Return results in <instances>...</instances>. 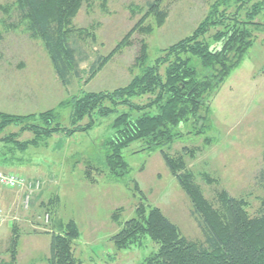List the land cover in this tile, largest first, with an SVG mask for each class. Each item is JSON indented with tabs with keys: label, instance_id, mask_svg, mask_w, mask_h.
Segmentation results:
<instances>
[{
	"label": "rangeland",
	"instance_id": "obj_1",
	"mask_svg": "<svg viewBox=\"0 0 264 264\" xmlns=\"http://www.w3.org/2000/svg\"><path fill=\"white\" fill-rule=\"evenodd\" d=\"M213 1L90 0L74 19L78 50L86 60L80 63V78H74L68 87L60 83L42 43L31 39L23 27L10 28L16 16L10 17L0 9V112L27 115L53 110L57 122L70 126L71 108L67 102L81 92L126 86L139 74L145 49L153 62L162 49L197 28ZM13 2L0 0V7ZM153 2L160 6L163 18L147 14V5ZM213 34L214 30L209 35ZM255 35L256 42L244 61L209 98L197 124L188 128L194 132L204 128L203 134H186L172 148L173 155L183 154L186 149L188 168L213 179L211 185L200 183L208 200L216 203L218 193L224 190L232 197L246 199L252 214L264 198L258 180L264 167V33L256 31ZM109 56L105 66L91 77V66ZM115 118L112 115L98 120L94 128L72 137L55 134L38 147L9 152L12 160L10 165L2 166L4 170L38 180L41 185L28 205L24 190L0 187L2 197L17 201L13 210L8 205L3 213L0 259L9 260L13 233L20 235L17 264L20 249L24 259L20 264H36L50 257L54 224L74 221L81 232L74 243L75 254L82 264H141L150 248L116 252L111 240L121 223L133 218L141 203L160 208L186 238L204 240L192 217L191 201L159 151H141L142 145L134 143L123 151L128 175L110 177L104 144L113 133ZM19 128L10 126L0 131V139L17 133ZM33 138L25 131L18 140ZM12 146L0 142V151Z\"/></svg>",
	"mask_w": 264,
	"mask_h": 264
},
{
	"label": "trees",
	"instance_id": "obj_2",
	"mask_svg": "<svg viewBox=\"0 0 264 264\" xmlns=\"http://www.w3.org/2000/svg\"><path fill=\"white\" fill-rule=\"evenodd\" d=\"M89 2L14 0L12 5L0 9L10 17L16 16L17 20L9 23L10 28L23 27L31 39L42 43L60 83L68 87L74 78H80V63L86 60L78 50L74 19ZM147 7L148 15L164 17L156 2ZM232 8L235 11H231ZM212 30L214 34L210 36ZM256 31L264 33V0H214L197 28L162 49L153 62L145 49L139 74L126 86L112 91L81 92L67 102L66 106L71 108L70 126L57 122L53 110L27 115L0 112L1 132L10 126L20 127L17 133L0 139V142L13 144L10 150L0 151L3 157L0 167L10 165L9 152L14 154L29 146L38 147L55 134L72 137L87 132L98 120L116 115L113 133L104 144V162L110 177L121 179L128 175L129 164L123 151L134 143L142 145L141 151H159L191 201L192 217L204 239L186 238L160 208L141 203L133 218L121 223L120 231L112 236L116 252L150 248L141 264H264V198L254 214L250 213L246 199L232 197L224 190L218 193L214 203L206 198L200 184L201 181L214 184L213 179L188 168L186 149L183 154H172L173 146L186 134H203L204 128L196 132L188 128L197 124L209 98L244 61L256 42ZM109 58H100L91 66V77ZM143 99L146 102L141 101ZM25 131L31 132L34 138L19 141V135ZM258 180L264 189V167ZM54 226L50 257L44 261L82 264L74 247L81 237L78 225L70 221ZM19 240V233H13L9 260L0 259V264H17Z\"/></svg>",
	"mask_w": 264,
	"mask_h": 264
},
{
	"label": "built area",
	"instance_id": "obj_3",
	"mask_svg": "<svg viewBox=\"0 0 264 264\" xmlns=\"http://www.w3.org/2000/svg\"><path fill=\"white\" fill-rule=\"evenodd\" d=\"M40 181L28 180L23 175L15 172H10L0 167V187L8 190H24L25 204L30 203L31 197L36 190L40 188ZM46 223L49 221V216L45 218ZM3 223V213L0 209V225Z\"/></svg>",
	"mask_w": 264,
	"mask_h": 264
},
{
	"label": "crops",
	"instance_id": "obj_4",
	"mask_svg": "<svg viewBox=\"0 0 264 264\" xmlns=\"http://www.w3.org/2000/svg\"><path fill=\"white\" fill-rule=\"evenodd\" d=\"M1 189H4V188H1ZM7 191H12V190H8V189H6ZM16 202L17 201H14L12 198L10 199H5L4 197H2L1 195H0V209L2 210V213H4L5 212V210L7 209V207H9L10 205H11V208H12V206L14 207H16ZM9 205V206H8ZM14 208H12V210H13ZM20 246V245H19ZM22 253H23V251H22ZM22 253H21V249H20V251H19V264H20V259H22ZM21 257V258H20ZM22 262H24V259H22ZM46 262L44 261V259L42 260V261H40V262H38V263H36V264H45ZM22 264V263H21Z\"/></svg>",
	"mask_w": 264,
	"mask_h": 264
}]
</instances>
